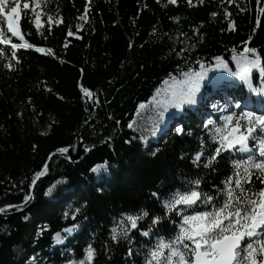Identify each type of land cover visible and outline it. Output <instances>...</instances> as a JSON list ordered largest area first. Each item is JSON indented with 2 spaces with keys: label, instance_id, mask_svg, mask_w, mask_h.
Masks as SVG:
<instances>
[{
  "label": "trees",
  "instance_id": "trees-1",
  "mask_svg": "<svg viewBox=\"0 0 264 264\" xmlns=\"http://www.w3.org/2000/svg\"><path fill=\"white\" fill-rule=\"evenodd\" d=\"M24 2L30 7H21V34L34 47L0 45V208L14 206L0 213V264H68L83 259L89 245L95 250L91 264H145V254L159 237L168 241L179 232L181 216L165 207L173 193L195 187L217 203L223 200L217 189L235 171L233 161L264 159L257 141L250 139L251 152H221L205 167L217 147L209 136L213 126H204L207 116L195 104L180 109L157 104L169 100L157 98L165 81L185 80V73L225 64L239 72L237 57L245 47L255 48L249 55L264 65V0H233L227 7L224 0H192L191 5L187 0L175 5L169 0H40V8L36 0ZM0 29L5 38L24 43L11 36L3 17ZM9 61L12 68L4 66ZM199 91L222 105L249 101L253 105L244 110L264 114L257 107L264 106L259 67L246 80L223 73L219 83L201 85ZM152 103L168 117V128L145 137L134 123L140 105ZM181 126L184 132L178 134ZM201 138L203 155L194 163ZM80 141L88 154L72 162L60 150ZM98 164L104 167L92 172ZM258 171L252 169V183L245 188L264 187ZM197 179L198 186L190 183ZM57 182L69 187L57 186L50 198ZM76 208L81 211L72 220ZM205 209L211 205L198 202L186 213ZM144 211L148 215L125 238L126 217ZM155 216L161 219L153 225ZM73 224L79 225L74 232L63 231ZM113 228L121 233L115 241ZM148 229L149 236H142Z\"/></svg>",
  "mask_w": 264,
  "mask_h": 264
},
{
  "label": "snow or ice",
  "instance_id": "snow-or-ice-1",
  "mask_svg": "<svg viewBox=\"0 0 264 264\" xmlns=\"http://www.w3.org/2000/svg\"><path fill=\"white\" fill-rule=\"evenodd\" d=\"M173 5L177 4V0H169ZM191 5L192 0H187ZM21 7L29 9L28 2L21 5V0H13L9 8V0H0V17L7 21V31L12 37H18L21 43H14L12 39L5 38L0 34V45H10L11 49H31L33 44L25 40L21 34ZM36 8H40V0H36ZM36 9H32L35 11ZM264 12V7L261 8ZM213 16L216 14L213 13ZM51 20V17L49 18ZM81 19H84L82 16ZM35 25L41 27V17L39 14L35 16ZM2 32V29H0ZM72 35L71 32L68 33ZM38 53L45 52L42 47H36ZM51 53V49L47 50ZM255 54V48L245 47L243 54L237 61L239 72H231L227 64L224 65L225 71L233 76H239L246 80L248 72L255 67H259L264 72V65ZM3 52L0 51V55ZM12 57H16V52H11ZM12 68L9 61L4 65ZM186 79L181 82V87L173 88L171 99L165 101H157V104H171L180 109L184 104H195V93L199 91L200 81L203 79V73H195L189 75L184 74ZM167 84L168 81H165ZM85 93L91 95L88 89H84ZM155 99V98H154ZM242 99V98H241ZM144 104L140 108H144ZM213 109L226 113L220 117L221 124L217 125L212 119H209L204 125L213 127L209 131L210 138L217 143V147L213 153L206 157L205 167L216 159L221 152L238 151L251 152L248 142L250 139L256 140L258 144L259 156L264 158V114H259L253 110L229 111V108L237 110L241 109V100H235L228 105H219L218 102L211 104ZM132 127L131 124L128 125ZM259 130V132L257 131ZM183 126L177 128L178 134H183ZM190 134V133H189ZM201 150L197 152L193 158L196 163L203 155L204 141L200 140ZM67 152V148L60 150ZM235 171L222 181L224 187L217 189L218 195H223V200L213 203L214 197L208 193H202L195 187L189 188L187 191L180 192L177 190L170 199L165 203L168 211L175 210L181 216L179 232L176 236L168 241L163 237H159L154 245H152L145 254V264H264V187L258 191L252 188H245V184L252 183V169H257V179L264 183V159L255 160L253 156H249L246 161H233ZM104 165H96L91 169L92 172L98 173ZM47 166L44 167V172ZM44 172L36 173L37 176L44 175ZM35 181H33V184ZM196 186L200 184V180L190 182ZM52 189H49V193ZM153 193V196H156ZM28 197H25L27 200ZM203 205H211V209L193 210L191 214L186 213V209H192L197 202ZM182 206V207H181ZM13 205H7L6 208H12ZM6 208H0V213H4ZM81 211L76 208L71 215V219L75 220L76 215ZM148 212L144 211L142 216L128 215L126 217L127 224L130 228L123 229V236L127 238L130 229L137 228V220L147 216ZM68 218V213H65ZM161 217H153L152 224L159 223ZM122 224L125 221H121ZM79 227L73 224L63 229L64 232L71 234ZM151 229L141 231L142 236H149ZM121 235L116 228L112 229V239L115 241ZM57 240L60 239V233H56ZM247 239V243H243ZM132 250L129 249V255ZM95 256V250L89 245L85 249V256L80 261H69L68 264H91Z\"/></svg>",
  "mask_w": 264,
  "mask_h": 264
},
{
  "label": "rangeland",
  "instance_id": "rangeland-1",
  "mask_svg": "<svg viewBox=\"0 0 264 264\" xmlns=\"http://www.w3.org/2000/svg\"><path fill=\"white\" fill-rule=\"evenodd\" d=\"M233 3V0H224V6L227 7L230 4ZM236 6H241L242 3L241 2H236L235 3ZM229 18H231V15H229ZM43 26L42 20H41V27ZM240 57H237V61ZM251 70H255V68H252ZM203 73V79L200 81V86L201 85H210V84H216L219 83V79L221 74L223 73H227L228 71H225V68L223 67H217V68H213V69H206V70H202L196 73ZM195 73H190L189 75H192ZM184 79H175V80H171L169 85H165L166 87L162 88L161 91L159 93H161L157 98L161 99L163 97H167L169 98V100L171 99V93L173 88H179L181 87V82H183ZM231 88V87H230ZM208 97L206 94H200V91H197L195 93V98H196V103H198L199 101L203 100L204 98ZM216 101V100H215ZM249 107H251V103L249 102ZM244 103L241 101V109L240 110H244ZM261 108L264 107L262 105H260ZM206 107V105H205ZM207 108V107H206ZM213 111L211 112H217L216 109H211ZM239 111V110H238ZM222 115H225L224 112H219V116L217 119L220 120V117ZM211 116H207V120L210 119ZM168 119V117L164 114H162V108L158 107V105H153V103L151 104V107H144V108H140L138 116L135 120L134 123V127L141 133L143 134L145 137H150L153 135H157L159 133V128H164L165 130L168 128V126L166 125V120ZM175 127H177V124H175ZM250 142V140H249ZM248 142V144H249ZM241 154H246L248 152H239ZM57 186H61L64 188H68L69 185L67 183L64 182H57L56 186L52 188V191L48 194L50 198H55V192H56V188ZM60 242V240H59Z\"/></svg>",
  "mask_w": 264,
  "mask_h": 264
},
{
  "label": "water",
  "instance_id": "water-1",
  "mask_svg": "<svg viewBox=\"0 0 264 264\" xmlns=\"http://www.w3.org/2000/svg\"><path fill=\"white\" fill-rule=\"evenodd\" d=\"M87 150L88 149H87L86 144L83 141H80L75 146L68 149V151L65 152L64 155H66L72 162H77L87 156L88 154Z\"/></svg>",
  "mask_w": 264,
  "mask_h": 264
}]
</instances>
